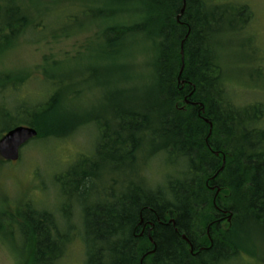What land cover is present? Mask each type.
Returning <instances> with one entry per match:
<instances>
[{
	"label": "trees",
	"instance_id": "trees-1",
	"mask_svg": "<svg viewBox=\"0 0 264 264\" xmlns=\"http://www.w3.org/2000/svg\"><path fill=\"white\" fill-rule=\"evenodd\" d=\"M4 1L0 51L30 23L25 5H0ZM182 6V0H91L81 9L99 30L94 50L101 61L117 65L112 60L131 36L150 46L151 81L142 101H109L105 116L65 111L63 95L68 92L71 100L78 90L66 89L71 86L63 81L71 76L61 73L51 81L47 100L18 104L24 112L4 115L10 125L0 135L28 125L37 130L32 142L67 137L88 123L97 129L94 152L53 176L67 200L64 221L70 200L80 204L86 264H226L243 254L254 258L248 235L264 233V111L258 104L238 106L227 96L215 54L217 35L244 32L251 10L243 2L214 0H185L183 12ZM133 14L138 19L127 21ZM94 66L77 74L98 82L99 72L109 69ZM24 78L10 74L0 81L14 87ZM145 148L148 159L163 154L172 167L164 185H145V164L138 165ZM91 195L98 198L89 202ZM33 201L27 191L11 203L4 200L0 234L19 264H60L71 227Z\"/></svg>",
	"mask_w": 264,
	"mask_h": 264
},
{
	"label": "rangeland",
	"instance_id": "rangeland-1",
	"mask_svg": "<svg viewBox=\"0 0 264 264\" xmlns=\"http://www.w3.org/2000/svg\"><path fill=\"white\" fill-rule=\"evenodd\" d=\"M214 1H223L224 4L243 2L251 10V20L245 25L244 32L217 35L215 54L223 71L227 96L238 106L258 104L264 111V0ZM19 2L26 6L30 23L24 26L10 47L0 51V79L4 75L13 74L14 77L19 74L25 76V81L14 87L0 81V128L10 125L9 119L4 118L7 111L11 114L24 112V108L18 104H40L47 100L53 92L51 81H57L61 73L71 76L63 81L65 86H71L66 89L78 90L71 100L68 92L63 95L65 101L60 103L65 111L71 109L80 115L99 113L105 116L107 110L104 108L109 101L143 100L151 81L150 46L142 45L136 36L129 37L126 39L129 44L121 51L122 55L112 60L117 65L111 66L110 59L101 61L100 56H96L94 43L98 41L99 30L90 18L81 14V9L86 10L91 0ZM3 3L0 12L7 8L8 2ZM123 16L127 17L125 14ZM128 17L127 21L138 19L134 18L136 14ZM72 20L76 23L69 26ZM81 22L84 24L78 26ZM2 25L3 19L0 18ZM93 65L97 69H109L108 72H99L98 82L90 80L94 76L77 74ZM261 124L264 126V114ZM96 132L93 123H88L76 128L67 137L47 141L37 139L36 142L30 140L22 146L18 161L0 164V209L5 208L4 200L11 203L13 198L27 191L36 205L50 210L64 227H71L67 251L60 264H86V233L80 216V204L76 200H70V208L67 209L71 211L69 220L66 222L62 218L61 208L67 200L59 195L53 184V176L65 170L79 155L89 156L94 152ZM147 150L145 148L144 152H140L138 165L145 164V185L156 188L166 183L172 167L166 163L163 154L148 159L144 154ZM124 165H127L126 161ZM97 198V195H91L89 202ZM251 233L247 248L254 253V258L243 254L226 264H264V233L259 229ZM0 264H19L11 243L1 234Z\"/></svg>",
	"mask_w": 264,
	"mask_h": 264
},
{
	"label": "water",
	"instance_id": "water-1",
	"mask_svg": "<svg viewBox=\"0 0 264 264\" xmlns=\"http://www.w3.org/2000/svg\"><path fill=\"white\" fill-rule=\"evenodd\" d=\"M183 6L181 9V12L184 11L185 8V0H182ZM182 46V44H181ZM181 58L183 62V50L181 49ZM183 69V65L181 67L180 72ZM201 106V104H199ZM201 112H203V108H201ZM207 121V119H205ZM209 133L211 131V123H209ZM37 135V130L32 126H26V125H18L15 126L8 131H6L1 137H0V158L13 162L16 161L20 156V149L21 147L27 143L29 140L34 138ZM219 152L215 151V154H218ZM223 163H224V155H223ZM222 169V166L221 168ZM219 192V188L216 189V194ZM216 196V195H215ZM228 220L231 218V214L228 215ZM185 239V235H183ZM153 251H150V253ZM143 257H141L142 262Z\"/></svg>",
	"mask_w": 264,
	"mask_h": 264
}]
</instances>
